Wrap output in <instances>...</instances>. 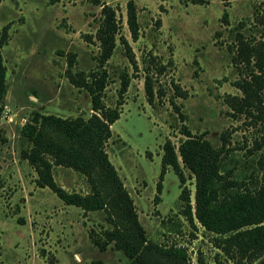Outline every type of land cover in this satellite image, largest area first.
Here are the masks:
<instances>
[{
	"label": "rangeland",
	"instance_id": "374dc122",
	"mask_svg": "<svg viewBox=\"0 0 264 264\" xmlns=\"http://www.w3.org/2000/svg\"><path fill=\"white\" fill-rule=\"evenodd\" d=\"M114 8L119 29L103 64L107 81L103 103L113 107L120 75L128 85L119 117L110 125L105 151L132 199L147 241L184 252L174 262L236 264L212 242L194 217L195 179L181 168L183 185L168 166L159 181L166 139L176 150L182 131L202 136L214 148L223 134L233 172L257 177L250 166L259 151L253 140L264 137V118L249 121L233 115L227 95H239V78L231 62L234 34L264 40V0H132L137 23L132 38L126 24L127 0H99ZM90 0H0V55L6 91L0 103V264H126L109 244L94 247L87 229L105 225L101 211L83 213L65 205L46 187L34 183L32 167L19 155L25 142L20 129L33 113L88 117L89 95L65 76L68 54L72 71L95 68L99 48L94 38L100 6ZM132 57L134 64L131 62ZM152 83V100L144 93V76ZM248 150L251 152H248ZM53 178L67 191L84 193L86 180L54 166ZM181 187L189 193L192 223L182 211ZM164 261V264H176ZM239 264H248L244 261ZM249 264H264V254Z\"/></svg>",
	"mask_w": 264,
	"mask_h": 264
},
{
	"label": "trees",
	"instance_id": "16d2710c",
	"mask_svg": "<svg viewBox=\"0 0 264 264\" xmlns=\"http://www.w3.org/2000/svg\"><path fill=\"white\" fill-rule=\"evenodd\" d=\"M93 4L99 0H90ZM100 6L101 21L94 38L99 48L96 66L89 71H72L73 55L68 54L65 76L69 83L83 88L89 95L91 113L88 117H61L53 114L33 113L20 129L25 146L19 155L32 167L34 183L48 188L65 205L77 207L83 213L101 211L103 226L99 230L87 229L90 243L103 251L109 244L128 259L126 264H164L174 262L184 252L174 247H160L147 241L144 229L137 219L132 199L125 189L116 169L109 161L105 144L111 135L110 125L120 113L121 96L128 85L125 73L120 75L117 99L113 107L103 103V90L107 72L103 64L115 46L119 23L113 7L104 2ZM126 24L132 38L136 37L137 23L132 0L126 2ZM264 23V17H259ZM2 27L0 46L5 37ZM231 62L239 78L233 81L239 95H227L225 103L231 114L243 115L249 121L264 118V40L234 35ZM131 62L134 64L132 57ZM144 93L147 102L152 100V83L144 76ZM6 91L5 67L0 55V103ZM185 139L174 149L168 139L163 144L160 158L159 181L166 166L170 167L183 185L181 168H186L195 179L194 217L204 230L213 234V244L223 253L235 259L236 264L251 263L264 254V137L253 140L260 149L250 166L255 167L257 177L234 173L228 167L226 139L220 135V146L214 148L202 136H192L182 131ZM248 152H251V150ZM54 166L69 168L80 174L88 185L84 193L67 191L53 178ZM189 193L181 187L179 199L184 203L183 215L192 223ZM182 264L181 261L174 262ZM197 264H204L197 256ZM100 264V263H98Z\"/></svg>",
	"mask_w": 264,
	"mask_h": 264
}]
</instances>
